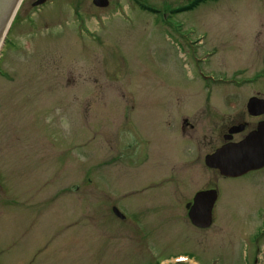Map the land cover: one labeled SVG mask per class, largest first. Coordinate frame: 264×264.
<instances>
[{
    "label": "rangeland",
    "instance_id": "rangeland-1",
    "mask_svg": "<svg viewBox=\"0 0 264 264\" xmlns=\"http://www.w3.org/2000/svg\"><path fill=\"white\" fill-rule=\"evenodd\" d=\"M34 1L0 54L3 264H264V170L232 180L204 163L260 90L210 86L206 98L198 78L264 71V0L168 23L132 0ZM213 187L202 231L187 204Z\"/></svg>",
    "mask_w": 264,
    "mask_h": 264
},
{
    "label": "water",
    "instance_id": "water-1",
    "mask_svg": "<svg viewBox=\"0 0 264 264\" xmlns=\"http://www.w3.org/2000/svg\"><path fill=\"white\" fill-rule=\"evenodd\" d=\"M20 0H0V41L4 30L12 18L13 12ZM40 0L36 5L44 3ZM98 6H106L107 1L96 0ZM234 149H222L215 155L209 156L206 163L210 168L219 169L221 174L226 177H237L252 170L260 169L264 166V154L258 152L243 151L250 148L249 145ZM239 149V150H236ZM217 200L216 191L202 192L196 195L189 217L192 223L203 229H207L213 222V207ZM115 212L119 214L116 210Z\"/></svg>",
    "mask_w": 264,
    "mask_h": 264
},
{
    "label": "flooded vegetation",
    "instance_id": "flooded-vegetation-1",
    "mask_svg": "<svg viewBox=\"0 0 264 264\" xmlns=\"http://www.w3.org/2000/svg\"><path fill=\"white\" fill-rule=\"evenodd\" d=\"M176 2L181 3V4L186 3L187 6L198 5V7L202 6L203 4L209 3L208 0H177ZM114 6L119 8L117 4H114L112 7ZM106 10H109V8H107ZM238 79H246V83L241 84V80H239L236 85L237 89L243 90L244 88L255 86L256 88H259L260 93H256L250 96L246 101L245 109L242 112H240L241 113L240 120L232 123L226 129L225 133L221 132L222 140H223V144L221 146L229 142L239 143L243 141L250 134L258 131L259 127L264 124V91H263L264 90V71L256 72L252 76L242 77L239 75ZM260 82L262 83V85L258 87ZM253 98L260 99L262 100V102H256L249 107V103ZM237 104L238 103H236L235 101V105ZM185 124H187V122ZM232 127H237L238 129H237V134L234 135L233 137H230L228 133H229V129ZM255 141L264 142V137L258 136L255 138ZM4 260L5 259L3 257V252L0 251V264H3Z\"/></svg>",
    "mask_w": 264,
    "mask_h": 264
},
{
    "label": "bare ground",
    "instance_id": "bare-ground-1",
    "mask_svg": "<svg viewBox=\"0 0 264 264\" xmlns=\"http://www.w3.org/2000/svg\"><path fill=\"white\" fill-rule=\"evenodd\" d=\"M22 2H23V0H22V1L20 2V4L18 5L17 10L19 9V7H20V5L22 4ZM14 15H15V14H14ZM12 20H13V18H12ZM12 20L10 21V23L8 24V26H7V28H6V33H7V31L9 30V27H10V25H11ZM6 33H5V35H6ZM1 46H2V43H1V45H0V49H1Z\"/></svg>",
    "mask_w": 264,
    "mask_h": 264
}]
</instances>
